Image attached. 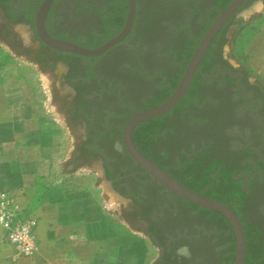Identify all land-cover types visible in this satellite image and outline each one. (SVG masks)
<instances>
[{
	"label": "rangeland",
	"instance_id": "rangeland-1",
	"mask_svg": "<svg viewBox=\"0 0 264 264\" xmlns=\"http://www.w3.org/2000/svg\"><path fill=\"white\" fill-rule=\"evenodd\" d=\"M24 1L11 0L4 12L0 0V59L9 65L7 72L18 70L27 79L29 87L22 83L24 99L37 108L42 125L52 124V130H59L57 146L49 149L57 176L74 170L77 178L97 174V194L107 211L147 242V264H233L235 238L227 220L216 211L173 199L170 191L132 160L122 143L127 119L171 92L197 41L227 0H135L128 35L92 57L57 53L42 44L28 24L10 22L6 18L12 14L10 5L19 7ZM27 14L21 11L18 17L28 22ZM126 15L127 0H55L50 21L56 26L53 34L95 48L116 34ZM223 27L210 50L214 64L244 73L243 88L264 97V0H249ZM63 73L68 74L77 95L59 82ZM246 78L255 82V89H250ZM195 79L176 108L134 128L135 146L150 160L171 169L190 190L230 202L231 192L238 189L230 178L243 172L231 168L217 186L211 175L222 169L216 165L218 160L232 158L223 102L224 91L236 86L232 79L226 81L225 89ZM209 100H220V104L211 108ZM96 130L103 133L99 136ZM204 148L203 165L183 167L188 154ZM96 150L106 154L112 173L127 176L132 198L110 188L100 160L91 154ZM33 163L39 165V161ZM180 165L182 169H175ZM109 177L113 179L115 173ZM15 204L23 216L34 217L27 212L28 205L16 198ZM262 204L259 198H253L245 210L234 204L248 230L259 226L249 246L248 264H264V217L258 213ZM184 231L192 237L177 238Z\"/></svg>",
	"mask_w": 264,
	"mask_h": 264
},
{
	"label": "crops",
	"instance_id": "crops-1",
	"mask_svg": "<svg viewBox=\"0 0 264 264\" xmlns=\"http://www.w3.org/2000/svg\"><path fill=\"white\" fill-rule=\"evenodd\" d=\"M8 66L0 59V192L29 206L37 249L30 257L14 256L0 226V264H147V242L107 211L97 174L57 176L50 150L59 130L42 125L37 108L24 99L27 79Z\"/></svg>",
	"mask_w": 264,
	"mask_h": 264
},
{
	"label": "flooded vegetation",
	"instance_id": "flooded-vegetation-1",
	"mask_svg": "<svg viewBox=\"0 0 264 264\" xmlns=\"http://www.w3.org/2000/svg\"><path fill=\"white\" fill-rule=\"evenodd\" d=\"M43 1L44 0H25L24 3H22L19 7L17 5L12 6V4H11L10 7L12 8L11 9L12 14L11 15L7 14L8 16H6V18L10 22L20 21V22L26 23V24H28V27L32 28L36 33V29H35L36 13H37V11H38V9H39V7ZM248 1L249 0H245L244 4L242 6H244ZM2 2H3V6L1 8L5 12L6 5L8 3H11V0H2ZM54 2H55V0L51 1L49 9H48V11L45 15V18H44V27H45V30L47 31V33L53 38H57V39H61V40H67L70 42H74L78 45H81L83 47H87L86 45H84L80 41H73V40L68 39L65 36H59V35H55L52 33V29L56 27L55 24L52 21H50V14L52 13ZM135 6H136V1H135ZM21 11L28 13L27 14L28 19H29L28 22L26 21V19H22V18L20 19L18 17V15ZM36 35H37V33H36ZM40 42L42 44H44L41 40H40ZM44 45H46V44H44ZM48 48H50V47H48ZM51 50H53V49H51ZM53 51H56V50H53ZM56 52L61 53V54L78 55V54H73V53H69V52H60V51H56ZM102 54H100V55H102ZM191 55H190V57H191ZM79 56H82V55H79ZM97 56H99V55H97ZM84 57H92V56H84ZM190 57H189V59H190ZM203 58L201 59V62L199 64L196 72L194 73V75H193V77H192V79L188 85L187 90L192 86V84L196 80L195 78H197V77L201 78L202 80H207V82H209L210 84L217 85L223 89L226 88V81L228 79H232L234 85L236 86L233 90L224 91L226 93L224 95L225 100L223 102V104H224L223 109L225 112L224 113L225 132H226L225 134L228 138L227 150L229 153H232V158L230 160L228 159L227 161L226 160H223V161L218 160L219 162H217L216 165L217 166L220 165L219 167H221L222 169H220L221 171H219V173H217L215 171V173L212 174L211 177H214V183H215V186H217V185H222L220 177L225 172L230 170L231 168L236 167L237 169H239L243 173H242V175L235 176L233 178H230V176H228L230 178L231 182L238 184V189L236 191L233 190L231 192V201L230 202H226L224 200L219 199L218 197H213L210 195H209V197H211V199L220 201V202L226 204L227 206H229L231 208V210L237 216V218L240 222L241 228L243 230L244 238H245L246 255H245L244 264H248L249 263V253H250L249 252V246L257 238L256 236L259 232V226L256 224L254 226H251V228L248 230L247 229L248 223L246 221L242 220L241 214L237 211L236 205H234V204H237L243 210H245L249 207L251 200L253 198H259L263 204L258 207V213L264 217V97H263V94L258 95V97H257L251 91H247V90H245V88H243L242 78H244L243 77L244 73L238 72L236 70H231L228 68H220L219 66H216L214 64V57L213 56L210 57V51L206 55L204 54ZM189 59H187L186 65H187ZM186 65H185V67H186ZM51 75H52V73H51ZM181 76H182V74H181ZM181 76H180V78H181ZM180 78H179V80H180ZM179 80H178V82H179ZM59 82L65 86L69 87V88H72L75 95L78 94V90L73 85V83L70 82V79L68 78L67 73H63V79L60 80ZM178 82H177V84H178ZM247 82H248V86L250 87V89L256 88V85L254 84L255 82H252L251 80H248V79H247ZM182 98L180 100H182ZM209 103H210L211 108H217V106H219V104H220V100L219 101L218 100H209ZM107 127H108V129L110 128L109 126H107ZM96 131H98V130H96ZM102 133L103 132L98 131L99 136ZM211 147H213L212 143L210 144L209 148H211ZM204 150H205V148L203 150L197 149L193 153L188 154L187 155V161L184 162L185 165H183V167L184 166L194 167L197 165H199V166L203 165V163L206 161L204 157H201L203 155L202 153ZM91 154H93L94 157H97L100 160V166H101L104 178L108 182L110 188H112L115 192H117L121 196H124L127 199L132 198L133 194L131 192V188L129 187V182L127 180V176H121L120 172L116 171V172H114L115 177L113 179H110L109 174L112 175L114 173H112V171H113L112 166L107 161L108 159L106 158V154H104L103 151H97V150ZM188 158H189V160H188ZM152 161L154 163H156L159 167L164 169L167 173H169L179 183H181L182 185H184L186 187V184L182 180H180L176 175H174L172 173L171 169L164 168L158 162H156L154 160H152ZM175 169L180 170V169H182V166L181 165L177 166V167H175ZM122 189L125 190V192H123ZM171 194H172L173 199H176V198L181 199L180 197L174 195L173 193H171ZM210 211H212V210H210ZM216 213L219 216H223L222 214H220L218 212H216ZM227 222L229 223L228 220H227ZM156 228L157 227H155V229ZM188 236H190V235L186 234V231H184L182 233H179L177 235V238L188 237ZM191 237L192 236H190V238ZM194 237L196 238L197 235H195Z\"/></svg>",
	"mask_w": 264,
	"mask_h": 264
},
{
	"label": "water",
	"instance_id": "water-1",
	"mask_svg": "<svg viewBox=\"0 0 264 264\" xmlns=\"http://www.w3.org/2000/svg\"><path fill=\"white\" fill-rule=\"evenodd\" d=\"M52 0H44L40 5L35 18V29L39 39L53 50L69 52L82 56H97L107 51L112 46L122 41L130 32L135 16V0H127V15L122 29L109 40L95 48H87L74 42L51 37L44 27V18ZM245 0H232L223 10H221L211 22L203 36L196 45L182 76L170 96L161 103L147 109L135 111L125 122L122 128V143L132 160L145 172L154 178L159 184L165 187L174 195L196 204L198 206L216 211L222 214L230 223L235 238V254L233 264H244L246 246L243 230L240 222L226 204L205 197L185 187L174 179L164 169L159 167L152 160L144 156L135 146L133 141L134 128L147 120H151L169 112L179 102L196 72L201 59L207 51L212 40L220 29L238 12Z\"/></svg>",
	"mask_w": 264,
	"mask_h": 264
},
{
	"label": "built area",
	"instance_id": "built-area-1",
	"mask_svg": "<svg viewBox=\"0 0 264 264\" xmlns=\"http://www.w3.org/2000/svg\"><path fill=\"white\" fill-rule=\"evenodd\" d=\"M0 226L6 241L12 246L16 257H30L37 249L35 229L37 220L23 216L15 204L13 195L0 192Z\"/></svg>",
	"mask_w": 264,
	"mask_h": 264
},
{
	"label": "trees",
	"instance_id": "trees-1",
	"mask_svg": "<svg viewBox=\"0 0 264 264\" xmlns=\"http://www.w3.org/2000/svg\"><path fill=\"white\" fill-rule=\"evenodd\" d=\"M232 0H227V1H225L222 5H221V7L219 8V10H218V12L216 13V16H217V14L221 11V10H223L230 2H231ZM215 16V17H216ZM122 26L123 25H121L120 27H119V29L117 30V32H119V30L122 28ZM224 28V27H223ZM223 28H221L220 29V31L217 33V35L215 36V38L212 40V42H211V44H210V46H209V48H208V50H207V52L205 53V55L210 51V49H212V45L214 44V42L216 41V39L218 38V36H219V34L221 33V31L223 30ZM116 32V33H117ZM200 40V39H199ZM199 40L197 41V43H196V45L198 44V42H199ZM196 45L194 46V48H193V50H192V52L194 51V49H195V47H196ZM192 52L190 53V55L192 54ZM190 55H189V57H190ZM189 57H188V59H189ZM204 59V58H203ZM181 76V75H180ZM180 78V77H179ZM176 86H177V83L174 85V88L171 90V92L170 93H168L164 98H162L160 101H158L157 103H155L154 105H151V106H148V107H146V108H143V109H147V108H149V107H152V106H155V105H157V104H159V103H161L162 101H164L165 99H167L169 96H170V94L174 91V89L176 88ZM180 103V102H179ZM178 103V104H179ZM178 104H176V106H175V108L178 106ZM143 109H141V110H143ZM159 118H155V119H151V120H149V121H147V122H152V121H155V120H158ZM145 123V122H144ZM133 140H134V143L136 144V137H135V134H134V131H133ZM196 192V191H195ZM206 197H208V198H211V197H209L208 195H205ZM203 209V208H202ZM213 212V211H212ZM215 213V212H214ZM221 218L223 219V216H221Z\"/></svg>",
	"mask_w": 264,
	"mask_h": 264
}]
</instances>
